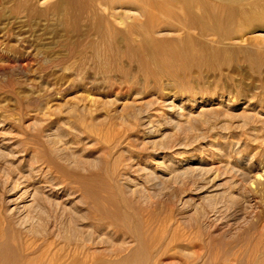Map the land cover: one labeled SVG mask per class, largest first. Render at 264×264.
Wrapping results in <instances>:
<instances>
[{"label":"rangeland","instance_id":"obj_1","mask_svg":"<svg viewBox=\"0 0 264 264\" xmlns=\"http://www.w3.org/2000/svg\"><path fill=\"white\" fill-rule=\"evenodd\" d=\"M62 1L0 0V264H247L264 0Z\"/></svg>","mask_w":264,"mask_h":264},{"label":"bare ground","instance_id":"obj_2","mask_svg":"<svg viewBox=\"0 0 264 264\" xmlns=\"http://www.w3.org/2000/svg\"><path fill=\"white\" fill-rule=\"evenodd\" d=\"M24 4H27V3L25 2ZM23 6H20V7H23ZM52 9H53V12L58 17H61L62 19L69 18V13L75 14L74 21H75V25H76L78 22V18H79V11L82 9V5L80 4L79 0H63L62 2L53 5ZM66 9H68L69 11L65 12ZM132 10H134L136 12L138 11L136 8H133ZM111 16H113V14ZM115 18L117 20L121 21V19H119V17H115ZM103 23H104L103 27L106 28V30L110 32L112 29H111V27H109V24L105 20H103L101 22L102 25H103ZM68 24H69V22H68ZM113 32L116 34L119 33L116 30H114ZM123 40L127 44L128 51L130 53H132V51H133L132 40L129 37H125V38H123ZM263 228L261 229L262 231H260V229H259V232H261V233L259 236H256L258 238V241L254 243L253 248L249 247L252 250L248 251V252H250V255L247 259V264H264V229ZM118 264H137V258H136V256L133 255L131 257H127V258L123 259Z\"/></svg>","mask_w":264,"mask_h":264}]
</instances>
